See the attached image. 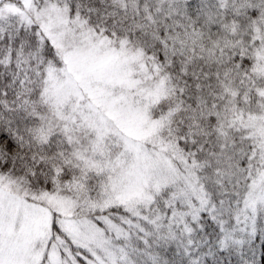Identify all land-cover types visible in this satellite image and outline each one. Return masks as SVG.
Returning <instances> with one entry per match:
<instances>
[{
  "label": "snow or ice",
  "instance_id": "6c2138e0",
  "mask_svg": "<svg viewBox=\"0 0 264 264\" xmlns=\"http://www.w3.org/2000/svg\"><path fill=\"white\" fill-rule=\"evenodd\" d=\"M0 264H264V0H0Z\"/></svg>",
  "mask_w": 264,
  "mask_h": 264
}]
</instances>
